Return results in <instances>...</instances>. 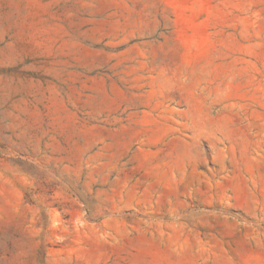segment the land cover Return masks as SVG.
<instances>
[{"label": "rangeland", "instance_id": "obj_1", "mask_svg": "<svg viewBox=\"0 0 264 264\" xmlns=\"http://www.w3.org/2000/svg\"><path fill=\"white\" fill-rule=\"evenodd\" d=\"M0 264H264V0H0Z\"/></svg>", "mask_w": 264, "mask_h": 264}]
</instances>
